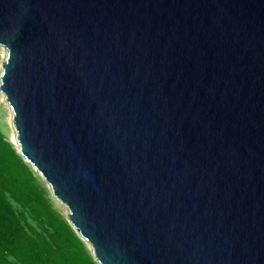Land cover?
<instances>
[{"label": "water", "instance_id": "95a60500", "mask_svg": "<svg viewBox=\"0 0 264 264\" xmlns=\"http://www.w3.org/2000/svg\"><path fill=\"white\" fill-rule=\"evenodd\" d=\"M0 45L99 264H264V0H0Z\"/></svg>", "mask_w": 264, "mask_h": 264}, {"label": "trees", "instance_id": "16d2710c", "mask_svg": "<svg viewBox=\"0 0 264 264\" xmlns=\"http://www.w3.org/2000/svg\"><path fill=\"white\" fill-rule=\"evenodd\" d=\"M13 202L43 218L47 233L26 222ZM0 264H99L71 223L53 207L34 168L0 131Z\"/></svg>", "mask_w": 264, "mask_h": 264}, {"label": "rangeland", "instance_id": "374dc122", "mask_svg": "<svg viewBox=\"0 0 264 264\" xmlns=\"http://www.w3.org/2000/svg\"><path fill=\"white\" fill-rule=\"evenodd\" d=\"M3 53H4V51H3ZM4 55L6 58V54H4ZM2 58H4V56L0 57V59H2ZM1 69H2V66H1ZM0 83H1V79H0ZM10 117H11V114H10L9 109L5 105V99L2 96H0V131L5 135L6 138H8L9 140L12 141L15 148L17 149V145L14 142V134H15L14 130H15V128L13 126L12 118L10 119ZM36 174L38 175L40 180L47 187L51 201H52V204H53V207L56 210H58L61 213V215L69 222V220L67 218V213H68L67 207L65 205L61 204L60 201L52 194V191L50 190V188L48 187V185L44 181L43 177L38 172H36ZM13 206L16 208V210L23 211L25 213L26 222H28L31 226H33L37 232H39L40 234H43V235H45L47 233L48 226H47L46 221L43 218L34 217V215L30 211L22 209V207L15 202H13ZM81 239L84 242V244L86 245V247L88 248V250L92 254L90 244H88V242H86L82 237H81Z\"/></svg>", "mask_w": 264, "mask_h": 264}, {"label": "bare ground", "instance_id": "6f19581e", "mask_svg": "<svg viewBox=\"0 0 264 264\" xmlns=\"http://www.w3.org/2000/svg\"><path fill=\"white\" fill-rule=\"evenodd\" d=\"M6 48L4 47V46H2V45H0V57L1 56H4V58H2V59H0V75H1V73H2V69H1V64H2V62L5 60V55L4 54H7V51L5 50ZM3 51H4V53H3ZM0 96H2L4 99H5V105H6V107L9 109V111H10V114H11V117H10V119L12 118V122H13V113L11 112L12 111V109H11V107H10V105H9V103L7 102V100H6V96H5V94H4V92L0 89ZM15 131V130H14ZM14 142H15V134H14ZM61 204H63V205H65L64 203H62V202H60ZM66 206V205H65ZM67 207V206H66ZM91 247V246H90Z\"/></svg>", "mask_w": 264, "mask_h": 264}]
</instances>
